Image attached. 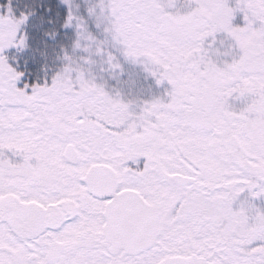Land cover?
<instances>
[{
  "label": "snow or ice",
  "instance_id": "6c2138e0",
  "mask_svg": "<svg viewBox=\"0 0 264 264\" xmlns=\"http://www.w3.org/2000/svg\"><path fill=\"white\" fill-rule=\"evenodd\" d=\"M0 264H264V0H0Z\"/></svg>",
  "mask_w": 264,
  "mask_h": 264
}]
</instances>
